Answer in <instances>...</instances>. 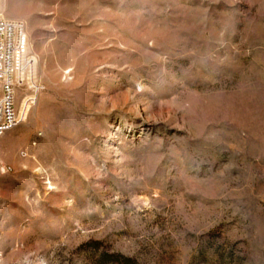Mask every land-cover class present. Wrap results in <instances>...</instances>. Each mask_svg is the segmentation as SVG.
Listing matches in <instances>:
<instances>
[{"label": "rangeland", "instance_id": "374dc122", "mask_svg": "<svg viewBox=\"0 0 264 264\" xmlns=\"http://www.w3.org/2000/svg\"><path fill=\"white\" fill-rule=\"evenodd\" d=\"M32 65L0 135V264H264V0H0Z\"/></svg>", "mask_w": 264, "mask_h": 264}, {"label": "built area", "instance_id": "2783aa9c", "mask_svg": "<svg viewBox=\"0 0 264 264\" xmlns=\"http://www.w3.org/2000/svg\"><path fill=\"white\" fill-rule=\"evenodd\" d=\"M25 44L22 23L0 14V135L18 121L15 89L25 82L32 65Z\"/></svg>", "mask_w": 264, "mask_h": 264}, {"label": "bare ground", "instance_id": "6f19581e", "mask_svg": "<svg viewBox=\"0 0 264 264\" xmlns=\"http://www.w3.org/2000/svg\"><path fill=\"white\" fill-rule=\"evenodd\" d=\"M27 100L23 99L19 105V112H18V118L24 120L25 115L27 114V110L29 106L26 104Z\"/></svg>", "mask_w": 264, "mask_h": 264}]
</instances>
